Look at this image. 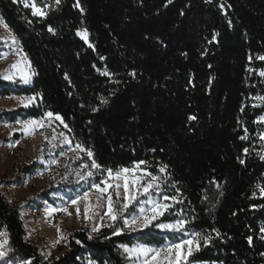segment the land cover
Instances as JSON below:
<instances>
[{"label": "trees", "instance_id": "trees-1", "mask_svg": "<svg viewBox=\"0 0 264 264\" xmlns=\"http://www.w3.org/2000/svg\"><path fill=\"white\" fill-rule=\"evenodd\" d=\"M25 2L33 0H0V17L33 76L28 84L0 80V96L36 101L0 113V121L58 113L101 171L144 160L158 175L167 165L165 193L179 188L181 203L135 231H68L64 247L45 258L25 237L21 202L0 189V228L13 256L31 264H127L121 245L160 246L199 232L210 243L201 240L181 264H264L257 187L264 186V122H257L264 103L255 99L264 96L257 58L264 56V0H79V7L34 0L43 17ZM81 29L89 43L76 34ZM182 218L188 223L180 232L155 227Z\"/></svg>", "mask_w": 264, "mask_h": 264}, {"label": "rangeland", "instance_id": "rangeland-1", "mask_svg": "<svg viewBox=\"0 0 264 264\" xmlns=\"http://www.w3.org/2000/svg\"><path fill=\"white\" fill-rule=\"evenodd\" d=\"M31 3H29L30 7ZM39 8L43 10L42 7ZM4 24L0 17V80L28 84L33 76L30 62L21 50L15 35L8 27L5 28ZM85 42L89 43V40ZM13 64L18 65V67L12 68ZM22 74L30 76L27 83L22 79ZM5 75L12 76V79H5ZM30 97H34V95L0 96V113L25 106V103H21V100L23 99L26 102L27 98ZM35 101L36 98L27 106L34 104ZM39 118H19L12 122L0 121V189L10 201L21 202L20 218L25 227L26 239L38 245L45 258H50L64 247V238L61 239V235L65 237L68 231L81 228H87L90 234H95L96 232H92L93 226L99 224L107 226L112 221L107 216H104L105 212H107V194L98 199L101 194L91 187L93 183L101 184V187H103L104 185L101 181L106 178V172L91 169L90 167H82L83 164L90 165L92 157H87L81 152L79 153L81 159H76V153L72 149L75 148L77 143L70 136L68 129L60 124L59 121L53 123L55 133L47 127L43 129H25L26 122ZM60 133H64L71 140V145L61 143L63 137L59 135ZM44 136H47L48 140H45ZM17 141H19L18 144L16 143ZM53 160H57L59 163L54 164L52 163ZM132 166L128 168H132ZM28 167L34 170L28 172ZM89 170L94 173L90 178L81 180L80 176L77 175V173L84 175ZM109 182L111 181L109 180ZM109 191L113 192V189H109ZM160 192L167 195L165 193V181L160 191L148 196L141 195L139 197L140 202L130 205L127 211L120 212L118 218L122 222V231H135L144 228L139 226L138 221L136 226L129 229L124 227L123 220L140 217V210H146L150 207L148 201L161 198ZM85 193L88 194L87 200L84 199ZM77 197L80 199L76 205H73L71 201L77 199ZM121 197H123L122 191ZM113 202L115 205L114 210L118 211L122 205V199L118 200L114 192ZM85 207H89V215L92 219H84ZM64 208H67L68 213H71V215L64 212L62 210ZM77 208L80 210L79 217L76 215ZM51 209H56V211H50ZM101 216H104L103 221L100 219ZM140 218L142 219V217ZM176 220L178 219L159 223H175ZM57 228L60 229L59 232ZM192 234L193 232H190L182 240L189 239ZM180 241L175 243L166 242L160 246L137 242L128 246L143 244L150 248L164 250L161 251L157 261H154L153 264H167L165 253L168 246L180 243ZM187 248L188 246L185 245L181 251L186 253ZM122 250L124 252V249ZM0 251L7 253L6 256L0 258V264H26L27 262L13 256L8 246L7 234L2 228H0ZM125 255L127 264H144L145 258L143 256H129L127 253ZM152 255L150 253L148 259H151Z\"/></svg>", "mask_w": 264, "mask_h": 264}, {"label": "snow or ice", "instance_id": "snow-or-ice-1", "mask_svg": "<svg viewBox=\"0 0 264 264\" xmlns=\"http://www.w3.org/2000/svg\"><path fill=\"white\" fill-rule=\"evenodd\" d=\"M55 3L59 5L60 0H55ZM29 4L25 2V7H28ZM76 7H79V0H77V3L75 5ZM45 7H48V5H45ZM221 8L224 7V5H220ZM31 8H32V14L34 16H46L47 13L44 12L41 8L37 7L34 0L31 3ZM81 11H83L82 8H80ZM230 23V21H229ZM4 27L7 28V24H4ZM49 31H52L51 27H49ZM78 36L82 37L85 41L88 40V32L86 29L84 30H78L76 33ZM217 34L213 35V40L216 39ZM92 46V45H90ZM258 59L261 61H264V56H258ZM251 59V57H249ZM12 68L18 67V65L13 64L11 66ZM259 76L264 77V69L259 70ZM131 75H135V73H131ZM5 79H12V76L10 75H5ZM22 79L24 80L25 83L28 82L30 79V76L28 74H22ZM34 97L27 98V101L21 100V103H25V106L27 104L32 103L35 100ZM257 101H260L261 103H264V96H257L255 97ZM106 102V101H105ZM93 111H96V109H93ZM189 119H196L195 116L189 117ZM55 121H59L60 124H62L65 128H68V125L64 122L63 117L60 114H54L52 111H46L42 114V116L39 119H32L31 121H28L25 123V129L29 128H49L52 130L53 133H55V128H53V123ZM257 122H264V116H261L259 118V121ZM245 132H247V129H244ZM43 135V133H41ZM61 137H63L61 143H65L68 145H71V140L64 134L60 133L59 134ZM260 139L264 141V132L259 134ZM55 138V137H53ZM45 140H48L47 136H44ZM242 139H247V136L242 137ZM17 144L19 141L16 142ZM76 153V159H81L79 153L83 152L87 157H94V153L91 149L85 148L82 144L77 143L75 145V148L72 149ZM153 151H155L153 149ZM244 153H248V149L245 148ZM260 159L264 160V155H260ZM243 163V161H241ZM52 163L58 164L59 161L53 160ZM143 166V167H142ZM83 168H91V169H97L100 170L103 168V166L93 158L91 160V164H83ZM167 165H160L158 166V175H154L152 172L148 171V162L141 160V161H134L132 168L128 167H120L116 169L115 171L112 168H104L103 170L106 172V178L101 181V183L104 185L101 187V184H96L93 183L91 185L92 188L96 189L98 193H100V197L98 199L102 198L104 194H107V212H105L104 216H107L112 223L107 225V227L113 228V234H119L122 232L123 229L121 228H116L115 227V222L118 219V216L120 215L121 211H127L130 207V205L140 202L139 197L141 195L148 196L150 194H154L155 192L160 191L162 184L164 181L168 179V173H167ZM77 175L80 176L81 180H84L86 178H90L94 175L92 171H87L86 174L82 175L80 173H77ZM109 180L111 182H109ZM219 187V185H217ZM259 188L260 194L264 195V186L257 185ZM109 189H113V192L118 200L122 199V205L120 209L114 210L115 205L113 202V192H110ZM121 191L123 192V197H121ZM176 195H164L163 192H160L161 198L158 200H150L148 201V204L150 207H148L146 210L141 209L140 210V217H134L131 220L124 219L123 224L124 227H127L129 229H132L133 226H136L138 221H139V226L141 227H148L153 223V221L158 220L161 216H164L166 212H168L174 204L181 203V201L178 199L180 189H176ZM256 193L253 192V196H255ZM80 198L77 197V199H74L71 201L73 205L77 204V201ZM84 199H88V194H84ZM64 212H66L68 215H71V213H68L67 208L62 209ZM50 211H56V209H51ZM76 215L77 217L80 216V210L79 208L76 209ZM104 216H101L100 219L103 221ZM84 219H92V217L89 215V207H85L84 209ZM188 223V220L186 218L178 219L175 221V223H157L155 226L157 228L161 229H168V230H174V231H182L185 229L186 224ZM105 225L99 224L95 225L92 228V232H99L101 227H104ZM57 231L59 232L60 229L57 228ZM215 231V230H213ZM261 232H264V228L260 229ZM216 235L219 236L220 233L216 232ZM64 237L61 235V239ZM91 239V235L89 236ZM107 238V237H105ZM264 238V237H262ZM201 240L204 242L205 245L210 243V236L202 235L199 232H195L192 234V236L189 239L186 240H181L180 243L176 244H171L168 246L166 253H165V259L167 260V264H181V261H187L188 257L192 255L194 250H199L200 248V242ZM248 240L251 242L252 237H248ZM187 245V252L183 253L181 250L182 248ZM195 246V247H193ZM124 249V252L127 253L129 256H143L144 259V264H153L154 261H157V257H159L161 249H155V248H150L146 245L139 244L136 246L129 247L127 245H121ZM153 254L151 256V259H148L149 254ZM173 253H175L173 255ZM7 253L0 251V258H3L6 256ZM26 264H31V261L26 262Z\"/></svg>", "mask_w": 264, "mask_h": 264}, {"label": "crops", "instance_id": "crops-1", "mask_svg": "<svg viewBox=\"0 0 264 264\" xmlns=\"http://www.w3.org/2000/svg\"><path fill=\"white\" fill-rule=\"evenodd\" d=\"M128 246V245H127ZM122 248V247H121ZM123 249V248H122Z\"/></svg>", "mask_w": 264, "mask_h": 264}]
</instances>
